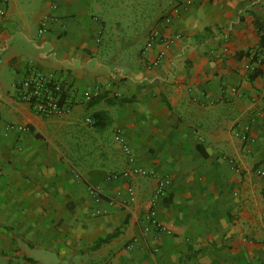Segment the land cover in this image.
I'll return each mask as SVG.
<instances>
[{
    "label": "crops",
    "instance_id": "1",
    "mask_svg": "<svg viewBox=\"0 0 264 264\" xmlns=\"http://www.w3.org/2000/svg\"><path fill=\"white\" fill-rule=\"evenodd\" d=\"M260 26L264 0H0V264H264ZM30 70L67 114L21 101Z\"/></svg>",
    "mask_w": 264,
    "mask_h": 264
},
{
    "label": "built area",
    "instance_id": "2",
    "mask_svg": "<svg viewBox=\"0 0 264 264\" xmlns=\"http://www.w3.org/2000/svg\"><path fill=\"white\" fill-rule=\"evenodd\" d=\"M6 2V0H1ZM46 19V17H45ZM177 37V36H176ZM170 38L167 44L174 41V38ZM159 40V34L157 30H153L148 38V44ZM250 71L254 70V67H249ZM18 96L28 105L30 110L40 116H62L69 112L73 99L68 97V89L59 81L55 80L51 75L41 73L36 70L28 71L24 77L17 84ZM92 93L85 92L81 95L82 100H90ZM87 123L93 124V119H86ZM243 139H245L243 137ZM114 141L118 143L122 151L127 156V162L129 163L128 170L124 171L122 175L124 177H132L137 175H144L146 170L136 166L134 164V158L131 155V151L128 145L125 143L120 132L114 135ZM170 184V180L167 178H161L158 180L155 190L153 191L150 200L149 208L144 214V231H149L151 228L165 231L166 227L158 220L155 205L157 200L164 196L166 189ZM130 200L133 201V192L129 188ZM100 196V194L98 195Z\"/></svg>",
    "mask_w": 264,
    "mask_h": 264
},
{
    "label": "trees",
    "instance_id": "3",
    "mask_svg": "<svg viewBox=\"0 0 264 264\" xmlns=\"http://www.w3.org/2000/svg\"><path fill=\"white\" fill-rule=\"evenodd\" d=\"M258 35H259V41H260V44H261V46L263 45L264 46V27L263 26H260L259 28H258ZM259 70L258 69H254L253 71H251V73L249 74V78H252V77H254V76H256L257 74H259ZM97 117V116H96ZM95 117V118H96ZM96 119H98V117L96 118ZM98 123V121L96 122L95 121V125ZM115 235V233H113L112 235H109V236H107L105 239H102V240H99L96 244H95V246L94 247H97V246H99L100 244H102V243H104V242H106V241H108L110 238H112L113 236Z\"/></svg>",
    "mask_w": 264,
    "mask_h": 264
},
{
    "label": "rangeland",
    "instance_id": "4",
    "mask_svg": "<svg viewBox=\"0 0 264 264\" xmlns=\"http://www.w3.org/2000/svg\"><path fill=\"white\" fill-rule=\"evenodd\" d=\"M163 17H164V16H163ZM161 19H162V17L159 15L158 18L155 19L153 22L156 23L157 21H159V20H161ZM153 22H152V23H153ZM153 30H155V24H151L150 29L147 31V33H146V34H145V33L143 34L144 37L149 38L150 33H151Z\"/></svg>",
    "mask_w": 264,
    "mask_h": 264
}]
</instances>
